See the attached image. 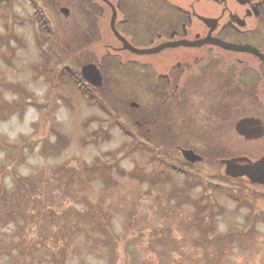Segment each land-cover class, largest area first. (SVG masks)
I'll list each match as a JSON object with an SVG mask.
<instances>
[{
    "label": "rangeland",
    "instance_id": "1",
    "mask_svg": "<svg viewBox=\"0 0 264 264\" xmlns=\"http://www.w3.org/2000/svg\"><path fill=\"white\" fill-rule=\"evenodd\" d=\"M52 1L44 4L56 33L50 55L62 61L61 70L68 66L80 70L89 61L100 60L99 47L83 44L80 9L74 5L73 16L66 19L60 12L66 0ZM88 53L91 56H87ZM106 62L112 64L108 58ZM109 73L108 70L110 83L99 92L104 97L105 109L85 99L75 85L62 82L73 100L88 103L110 129L120 132L126 140L127 152L139 154L153 163L155 169L148 173L145 167H137L129 173L120 169L113 157L111 162L98 160L80 171L65 165L46 168L32 178L17 180L11 191L0 184V264H69L72 257L84 252H99L108 258L109 264H115V250L120 241L124 242V264H153L150 258L143 259L148 252L177 247L171 235L174 225L188 233L193 228L202 233L207 230L198 214L188 221L186 211L187 206L193 203L187 196V190L193 182H198L195 173L204 165L216 170V188L227 191L235 187L250 190L252 198L264 197V189L246 182H231L224 175L222 160L246 157L256 161L264 156V146H260V141L249 143L236 135L237 119H233V130L229 135L221 132L217 135L218 131L210 128V132L200 131L198 137L183 133L164 138L163 144H171L173 147L170 148H192L204 158L203 163L184 166L185 172L181 173L170 166L172 163L176 166L181 164L179 152L160 151L158 156H154L144 146V135H126L112 118L117 111L118 121L128 125L145 112L148 103L145 75L142 72H134L132 76L123 72ZM131 102L137 103L139 108H132ZM197 124L201 128L210 122L200 117ZM102 139H107V134L98 132L95 140L83 143H99ZM65 144L63 138L58 142L62 148ZM60 149L56 146L49 151L56 153ZM175 177L185 178V188L166 191L164 186ZM235 199L240 206H250L248 199L241 195H235ZM197 208L199 212L204 211L199 205ZM114 220L122 221L123 234L120 236L114 231ZM146 231L149 239L147 247H144ZM232 239H242V236L217 241L218 251L226 250ZM159 254L162 264H165V251ZM188 259L189 264H200L190 257ZM208 264L213 262L208 261Z\"/></svg>",
    "mask_w": 264,
    "mask_h": 264
},
{
    "label": "flooded vegetation",
    "instance_id": "2",
    "mask_svg": "<svg viewBox=\"0 0 264 264\" xmlns=\"http://www.w3.org/2000/svg\"><path fill=\"white\" fill-rule=\"evenodd\" d=\"M36 3L52 21L44 6L49 0ZM64 4L60 12L66 19L73 16L74 5L80 9L83 44L101 50L100 60L79 70L81 74L84 66L94 64L103 78L101 88L83 79L87 100L105 105L99 92L110 83L108 70L114 75H145V112L133 123L122 124L121 130L144 135L148 152H179L181 164H172L184 173V166L197 164L185 160L182 151L196 150L172 149L163 144L164 138L183 133L198 137L210 128L217 135H229L234 118L238 137L264 146V135L247 141L236 130L245 119L264 125V0H66ZM125 42L147 53L127 49ZM200 117L210 125L199 128ZM112 118L119 120L117 111Z\"/></svg>",
    "mask_w": 264,
    "mask_h": 264
},
{
    "label": "clouds",
    "instance_id": "3",
    "mask_svg": "<svg viewBox=\"0 0 264 264\" xmlns=\"http://www.w3.org/2000/svg\"><path fill=\"white\" fill-rule=\"evenodd\" d=\"M38 13L44 15V10L36 0H0V184L11 191L17 180L32 178L46 168L65 165L80 171L98 160L111 162L113 157L126 172L145 167L151 173L156 166L127 152L118 130L110 129L88 103L69 96L61 80L62 61L50 55L52 41L37 28ZM98 132H105L107 139L83 143L95 140ZM61 138L65 146L56 153L49 151ZM215 177L216 170L204 165L195 173L198 182L187 190L193 202L186 208L188 221L198 214L207 230L193 228L188 233L174 225L171 235L177 247L158 248L143 259L162 264L159 253L165 251V264H189V257L200 264H264V197L252 198L250 190L235 187L222 191L214 186ZM164 187L168 192L183 190L185 178L175 177ZM237 194L247 198L250 206H240ZM197 205L204 211L199 212ZM113 224L115 233L122 235V221ZM237 235L242 239H232L226 250L218 251L217 241ZM148 239L146 231L144 247ZM115 252V264H124L123 241ZM82 261L109 264L99 252H84L69 264Z\"/></svg>",
    "mask_w": 264,
    "mask_h": 264
},
{
    "label": "water",
    "instance_id": "4",
    "mask_svg": "<svg viewBox=\"0 0 264 264\" xmlns=\"http://www.w3.org/2000/svg\"><path fill=\"white\" fill-rule=\"evenodd\" d=\"M65 13L66 10H63ZM125 47L139 54H145V51H139L132 48L125 42ZM82 77L92 86L98 88L103 85V78L100 71L94 64L86 65L81 71ZM132 107L137 108L136 103ZM237 133L243 136L247 141H254L260 139L264 135V125L261 121L253 119H245L240 121L236 126ZM183 157L192 164L200 163L203 158L196 155L193 151L183 150ZM225 165V175L237 179L247 177L252 184L264 186V157L256 162H252L246 157H240L223 161Z\"/></svg>",
    "mask_w": 264,
    "mask_h": 264
},
{
    "label": "trees",
    "instance_id": "5",
    "mask_svg": "<svg viewBox=\"0 0 264 264\" xmlns=\"http://www.w3.org/2000/svg\"><path fill=\"white\" fill-rule=\"evenodd\" d=\"M39 15V13H38ZM38 25H39V29L41 30V34L45 39L51 40L52 42L54 41V29L52 27L51 21L50 19L45 15H39V19H38ZM61 80L63 81H68L69 83H72L73 85H75L76 87L79 88V90L82 92V94L84 96H87V91L85 89L84 86V80L79 72V70L74 69V68H64L61 70ZM93 101V100H92ZM94 103H96V105L102 107L103 109H105L104 105L99 102L98 100H94ZM136 144L138 145V141H136ZM57 148L60 149L62 148V145H57ZM145 149V148H144Z\"/></svg>",
    "mask_w": 264,
    "mask_h": 264
}]
</instances>
